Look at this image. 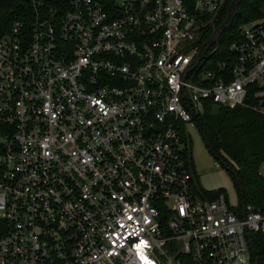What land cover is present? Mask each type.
<instances>
[{"label":"built area","instance_id":"obj_1","mask_svg":"<svg viewBox=\"0 0 264 264\" xmlns=\"http://www.w3.org/2000/svg\"><path fill=\"white\" fill-rule=\"evenodd\" d=\"M27 1L0 34V264H255L264 208L196 188L182 129L264 116V9L220 59L198 37L233 0Z\"/></svg>","mask_w":264,"mask_h":264},{"label":"trees","instance_id":"obj_2","mask_svg":"<svg viewBox=\"0 0 264 264\" xmlns=\"http://www.w3.org/2000/svg\"><path fill=\"white\" fill-rule=\"evenodd\" d=\"M263 9L264 0H242L237 16L216 43L217 49L212 55L224 59L230 43L240 36L242 25L261 17ZM30 10L32 6L27 0H0V34L4 31V24L10 25L14 16L23 18ZM228 10L229 6L226 5L218 15L207 19L199 34V43L204 44L209 40L215 29L224 22ZM200 123L215 152L219 155L223 152L231 159L229 166L236 173L244 192L243 198L236 177L230 171L238 187L241 204L245 200L264 208V176L259 172L264 162V116L243 107L229 108L209 102ZM188 155L189 149L185 153L186 159ZM201 190L209 197L223 191ZM252 240L259 264H264V234H252ZM184 264L190 263L187 261Z\"/></svg>","mask_w":264,"mask_h":264},{"label":"rangeland","instance_id":"obj_3","mask_svg":"<svg viewBox=\"0 0 264 264\" xmlns=\"http://www.w3.org/2000/svg\"><path fill=\"white\" fill-rule=\"evenodd\" d=\"M182 133L187 140L188 159L196 188L206 191L222 189L232 205H242L235 180L228 167L221 160H225L229 166L231 159L223 152L219 155L220 158L216 157L206 144L197 126L187 124L183 127ZM216 161L220 162V166H216Z\"/></svg>","mask_w":264,"mask_h":264},{"label":"water","instance_id":"obj_4","mask_svg":"<svg viewBox=\"0 0 264 264\" xmlns=\"http://www.w3.org/2000/svg\"><path fill=\"white\" fill-rule=\"evenodd\" d=\"M242 0H233L230 4V7H229V11H228V14L224 20V22L217 28L215 29V31L213 32V34L211 35V37L209 38V40L207 41V44H206V47L204 49V51L201 53L200 57L205 54L219 39L220 37L222 36V34L224 33V31L233 23L235 17L237 16L238 14V11H239V5L241 3ZM198 127H199V130L201 131V134L206 142V144L209 146L210 150L212 151V153H214L216 155V157L220 158L219 154L215 152V150L212 148V146L210 145V142L206 136V133L200 123V121H198ZM223 164L226 165L228 167V169L230 171H232L231 167H229L227 165V163H225V161L223 159H221ZM233 175L236 177V181L238 182L239 184V187H240V190H241V193H242V197L244 198V192H243V188H242V185L240 184L239 182V179L236 175V173L234 171H232ZM245 200L243 201V205H245ZM253 255L255 257V264H259V259H258V256H257V253L255 251V249L253 248Z\"/></svg>","mask_w":264,"mask_h":264}]
</instances>
